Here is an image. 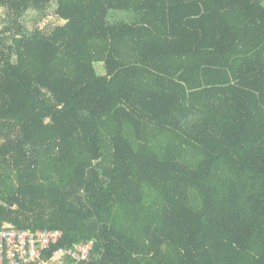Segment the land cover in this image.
<instances>
[{"label": "trees", "instance_id": "16d2710c", "mask_svg": "<svg viewBox=\"0 0 264 264\" xmlns=\"http://www.w3.org/2000/svg\"><path fill=\"white\" fill-rule=\"evenodd\" d=\"M4 226L264 264V0H0Z\"/></svg>", "mask_w": 264, "mask_h": 264}, {"label": "built area", "instance_id": "2783aa9c", "mask_svg": "<svg viewBox=\"0 0 264 264\" xmlns=\"http://www.w3.org/2000/svg\"><path fill=\"white\" fill-rule=\"evenodd\" d=\"M64 237L61 230L0 229V264H78L90 259L93 242L73 248H58ZM51 251L52 253L48 254Z\"/></svg>", "mask_w": 264, "mask_h": 264}, {"label": "rangeland", "instance_id": "374dc122", "mask_svg": "<svg viewBox=\"0 0 264 264\" xmlns=\"http://www.w3.org/2000/svg\"><path fill=\"white\" fill-rule=\"evenodd\" d=\"M32 14V13H31ZM60 21L55 17V16H50V18H48L44 23H43V27L44 26H47V25H56V24H59ZM97 69H98V72L99 74H104L105 73V70H104V67L102 64H98L97 65Z\"/></svg>", "mask_w": 264, "mask_h": 264}]
</instances>
